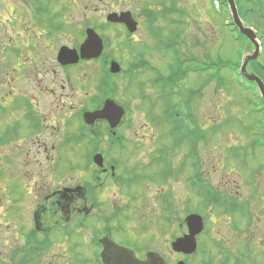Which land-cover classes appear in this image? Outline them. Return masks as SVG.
I'll list each match as a JSON object with an SVG mask.
<instances>
[{
	"label": "flooded vegetation",
	"instance_id": "flooded-vegetation-1",
	"mask_svg": "<svg viewBox=\"0 0 264 264\" xmlns=\"http://www.w3.org/2000/svg\"><path fill=\"white\" fill-rule=\"evenodd\" d=\"M49 1L53 0H0V12L9 17L5 22L6 36L3 41L7 47L0 51V264H106L105 260L118 259L116 256L103 255L104 243L107 241L129 249L143 262L148 260L149 255H157L166 264H259L257 253L264 252V240L255 239V236L249 238L247 234L256 225L252 210H218L223 213L222 216L228 217L234 234L227 239L217 240L214 237H205L208 234L209 221L214 228L219 224L215 214L209 216L207 210H166L168 206L164 201L165 193L160 195L164 201L163 210H160L162 223L158 228H149L160 233L149 241L150 244L137 246L113 239L114 232L121 228L117 218L122 210L119 208L110 213L111 210L104 209L108 200L101 201L103 199L98 191L104 193L108 189L107 183L111 182L120 193L121 187H126L124 183L127 186L137 185L145 176L136 173L138 167L131 168L111 157L114 150L126 144V137L119 131L122 124L116 129H112L105 120L86 125L83 115L88 111L102 110L107 99L114 100L105 97L106 89L100 92L101 84L107 82V69L114 61L111 54H105L106 47L112 46V39L102 32L112 28L117 33L123 30L127 38L135 34L129 37L124 24L107 21L110 14L121 15L128 11L108 12L103 14L105 20L100 25H83L80 28L83 41L74 44V23L69 26L68 23L59 21L56 14H51L48 9ZM166 1L161 0V13H158L160 9L152 8L155 4L161 6L156 0H152V5H147L149 8L145 9L153 17L158 13V19L160 15L164 19L168 18L170 23V18H173L171 16L175 15L162 13L168 10ZM74 4L75 0H71L66 7V14L63 15L65 20L67 12L72 10ZM141 16L145 17L143 14ZM133 18L136 20L134 16ZM55 21L61 23L53 26ZM11 22L21 27L10 25ZM184 23V20L181 21L180 26ZM43 24L49 30L40 31ZM146 24L150 35L154 36L155 23L146 19ZM9 26L13 29L8 30ZM0 28H5L3 23ZM139 29L140 24L137 22L136 32ZM64 30L70 31V40L58 45L59 36L56 33ZM89 30H94L104 41L102 57L91 61L80 60L77 64L60 63L59 53L62 50L79 51ZM257 36L261 39L259 34ZM198 42L199 39H195V43ZM37 48L42 54H54L48 66H41L36 57H32ZM9 53L15 54L14 57H7ZM92 63L98 66L101 73L96 92L90 96L89 105L79 107L74 117V107L67 103L69 94L59 95L43 82V77L49 71L53 72V68H59L64 82L74 89L76 85L73 82V72ZM210 63L217 66L218 61L210 57ZM85 85L88 84L84 83L83 86ZM64 97L67 98L65 101ZM10 110L16 116L13 125L7 124L10 121L7 117ZM102 127L110 133L109 142H106ZM138 143L133 144L136 149H139ZM166 144H158L161 147L156 144L157 164L152 161L149 164L159 168L157 175L164 182L172 172L173 177H176L177 172L181 171V168H176L175 171L171 147ZM77 145L88 150L82 165V173L87 178L79 179L76 184L73 158L79 156L76 152ZM184 145L189 151L187 157L192 160L186 183L193 192L200 193L203 191V181L207 180L201 175L199 146H195L193 161L189 144ZM64 155L68 158L62 162ZM96 155L103 157L101 167L94 161ZM59 164L67 167V173L60 181H56L54 175ZM16 183L17 186L14 185ZM14 192L19 194L18 198L11 195ZM30 194L35 195L34 204L27 202ZM24 203L25 207L19 209ZM92 215L96 216V225L89 227L87 219ZM190 215H200L204 229L195 238L196 251L189 254L174 249L173 244L189 234L187 217ZM89 228V236H84V231ZM54 249H58V252L52 253ZM127 259H132V256L127 255Z\"/></svg>",
	"mask_w": 264,
	"mask_h": 264
},
{
	"label": "rangeland",
	"instance_id": "rangeland-1",
	"mask_svg": "<svg viewBox=\"0 0 264 264\" xmlns=\"http://www.w3.org/2000/svg\"><path fill=\"white\" fill-rule=\"evenodd\" d=\"M161 6L153 5L152 8H163L161 0H156ZM179 15L171 16L176 19L175 22L184 20L182 26L177 24L171 25L169 19H164L160 15L157 26L162 32L154 33L151 36L148 31V24L143 10L152 5V0H75V4L70 12H67L71 0H53L49 1V12L56 14L59 21L66 22L68 25H75V35L72 38L74 44L82 42L80 37V28L83 25L90 24L92 27L100 25L105 19L103 14L108 12H131L140 24V29L131 38H127L123 30L107 28L104 32L112 39V46H107L105 54H111L114 60L119 64L121 71L118 75L111 78V85L107 88L105 97L114 98L120 104L124 105L126 117L120 128V133L126 137L124 147L117 148L111 154V157L117 161L124 162L131 168L138 167L137 174L145 176L141 178L137 185L130 188H114L111 182L107 183L108 189L98 191L101 201L108 200L104 205L106 210H118L121 215L118 216L117 222L121 228L114 232V240L132 243V245L143 246L150 244L158 231L149 229L150 227H160L162 223L161 211L163 210L164 201L161 194L168 195L174 203L175 210H207V214H215L217 217V226L214 228L209 221L208 234L205 237H214L215 239H227L234 234L231 231V225L228 217L222 216L225 205L220 204L215 207L206 205L204 202L203 192L195 193L188 188L186 180L191 172L192 160L187 157L188 148L183 144L180 148H172L174 138L171 137V123L156 125L150 117L151 106L154 102L155 109L153 115L161 120L162 113L169 105L168 102L161 100V89H169L165 85L166 81L157 83L154 79L157 77V70L164 76L169 74L168 65L172 62L174 56L165 50L158 48V42L155 36L159 35L160 45L166 42L173 31L181 34L182 53L193 55L197 60L203 59L204 51L201 50L200 44H206V53L213 60H229L232 63L242 64L244 57L241 54L248 53L243 51L240 42L236 41L235 35L226 26V14L216 12L210 5L209 0H177ZM239 17L248 23L260 36L262 44V54L256 61L248 64L249 70L257 76L264 84L263 78L258 74L264 75V0H234ZM171 0L166 1L169 8ZM142 11V12H141ZM0 24L3 23L5 28H0V51L7 47L3 44L5 40L6 20L0 12ZM170 18V17H169ZM43 19V18H42ZM171 21H174L170 18ZM61 23V22H57ZM53 22V26L57 24ZM10 25H18L9 23ZM65 24V23H64ZM65 26V25H64ZM67 26V27H69ZM21 27L18 25V28ZM13 27L9 26L8 30ZM49 30L46 24L40 31ZM98 33H100L99 29ZM59 38V44L67 43L70 31L56 33ZM199 39V44L195 43ZM70 40V39H68ZM81 40V41H80ZM58 45L55 47H58ZM37 48L32 54L41 66H48L54 54L45 55ZM15 54L9 53L7 57H14ZM245 56V55H244ZM146 61L149 66L156 70L151 72L140 61ZM54 67V66H53ZM59 68H53V72H48L43 77V82L55 90L59 95L69 94V105L74 107V117L82 105H89V98L96 92L98 80L101 73L95 63L84 65L79 70L73 72V82L76 88L65 83ZM134 74V79L128 77V73ZM208 73L199 72L191 73L187 78L180 77L177 92L173 103L181 105L175 110V118L182 121L188 126L199 129L201 138H198L199 159L201 161V175L207 180V184L213 190V193H219L223 200L237 201L238 204H245L244 207L252 210L255 215V227L248 231L249 238L264 240V148L252 149L253 143L257 139H264V119L255 108L259 106V98L256 90L244 88L240 84L237 75L234 72L223 70V85L217 87L215 81L203 90L201 97L190 98V90H197L199 86L206 82ZM2 76H0V81ZM225 80V81H224ZM84 83L88 85L83 86ZM142 85L143 87H140ZM159 85V86H158ZM29 90V87L25 86ZM4 97V96H3ZM2 97V98H3ZM1 98V96H0ZM67 98L64 97L63 101ZM177 105V106H179ZM128 112V114H127ZM10 121L7 124L13 125L16 122L15 115L10 110L7 113ZM191 119V120H187ZM194 123H190V122ZM77 124L75 123V128ZM106 142H109V131L102 127ZM198 131V130H197ZM180 133L178 132V139ZM114 137V136H113ZM111 139V137H110ZM139 142V149L133 146ZM167 143L171 147L172 164L175 168H181L176 177L170 176L167 181H162L157 173L159 168L151 166L157 156L156 144ZM161 147V145H158ZM88 148L81 145L76 146L75 156V183L81 179L87 178L82 173L84 156ZM67 154V153H66ZM69 155V154H67ZM64 155V159L68 158ZM141 167H139V165ZM88 171V169H87ZM67 173L66 166H56L54 179L60 181ZM80 179V180H79ZM15 186L18 183L14 184ZM117 185V184H116ZM119 186V185H118ZM103 193V194H102ZM160 193V194H159ZM18 198L19 194L12 193ZM34 199V200H33ZM13 201V200H12ZM35 195L30 194L27 202L34 204ZM26 203L19 206L23 209ZM125 206V207H124ZM221 213V214H220ZM77 217V216H76ZM94 215L90 216L87 226L94 227ZM115 224V223H114ZM110 223V225H114ZM214 228V230H213ZM214 233V234H213ZM90 228L84 231V236H89ZM262 235L260 238L259 236ZM77 237V236H76ZM257 237V238H256ZM147 240V241H146ZM155 248H158L156 245ZM54 249L52 253H57ZM85 252V250H83ZM170 255V253H166ZM256 254V252L254 253ZM259 264H264V252L257 253Z\"/></svg>",
	"mask_w": 264,
	"mask_h": 264
},
{
	"label": "water",
	"instance_id": "water-1",
	"mask_svg": "<svg viewBox=\"0 0 264 264\" xmlns=\"http://www.w3.org/2000/svg\"><path fill=\"white\" fill-rule=\"evenodd\" d=\"M229 4L231 6V10L235 19V23L240 29L241 33L245 35L250 42L255 46V51L251 54H248L242 65V74L250 81L255 82L262 94L264 99V84L263 82L254 74H250L247 71V67L250 61L256 60L260 55V46L256 40V35L252 29L246 27L239 19V16L236 11V7L234 4V0H229ZM109 21L112 22H120L125 23L130 31L136 30V23L132 20L130 13L122 14L118 16L116 14L109 16ZM89 38L85 42V44L81 48V57L83 59L90 57H97L101 54L102 51V43L98 36L93 32H89ZM64 54V60H70L71 63L78 61V55L74 51L67 54ZM120 68L117 64H113L112 71L114 73L119 72ZM124 115V109L117 106L113 101H106L105 107L103 110L96 111L94 113L86 114V120L88 123H93L95 120H107L112 128H115L121 121ZM102 160L101 157L98 160ZM188 226L190 233L182 239H179L177 242L173 244L174 249L178 251H184L186 253H193L196 251V236L201 233L203 229V223L201 217L197 215H192L188 217ZM107 249L105 251V255L107 256H116L118 259L116 260H106L108 264H165L164 261L158 257L157 255H153V257L149 258L147 262H140L135 257L134 254L122 247L115 245L114 243L108 241ZM127 255L132 256V259H127ZM122 256H125L124 258Z\"/></svg>",
	"mask_w": 264,
	"mask_h": 264
},
{
	"label": "trees",
	"instance_id": "trees-1",
	"mask_svg": "<svg viewBox=\"0 0 264 264\" xmlns=\"http://www.w3.org/2000/svg\"><path fill=\"white\" fill-rule=\"evenodd\" d=\"M223 1H225V0H220V2H223ZM226 2V1H225ZM222 64H224L225 65V67H228L229 66V64L226 62V61H222L221 62ZM221 69H222V67H221ZM233 71L234 72H236V70L235 69H233ZM261 71H264V69H262ZM179 74V73H178ZM262 78H263V80H264V75H262V74H260V73H258ZM180 76H182L183 78H185V76H183V75H181V74H179ZM179 75L178 76H175L173 79H177V80H179L180 79V77H179ZM180 81V80H179ZM178 81V82H179ZM161 125V124H160ZM215 200V202L217 201L218 202V198L217 197H211V200Z\"/></svg>",
	"mask_w": 264,
	"mask_h": 264
}]
</instances>
